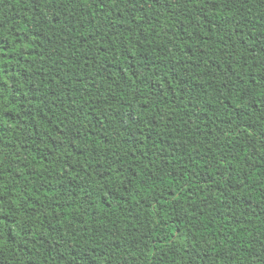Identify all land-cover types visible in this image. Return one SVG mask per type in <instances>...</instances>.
<instances>
[{"label": "trees", "instance_id": "1", "mask_svg": "<svg viewBox=\"0 0 264 264\" xmlns=\"http://www.w3.org/2000/svg\"><path fill=\"white\" fill-rule=\"evenodd\" d=\"M0 264H264V0H0Z\"/></svg>", "mask_w": 264, "mask_h": 264}]
</instances>
